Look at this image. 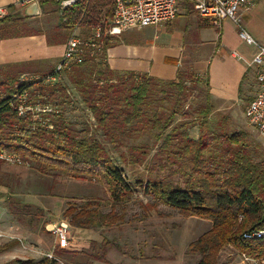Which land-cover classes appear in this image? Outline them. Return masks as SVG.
Here are the masks:
<instances>
[{
	"label": "trees",
	"instance_id": "trees-1",
	"mask_svg": "<svg viewBox=\"0 0 264 264\" xmlns=\"http://www.w3.org/2000/svg\"><path fill=\"white\" fill-rule=\"evenodd\" d=\"M6 8L9 14L0 19V39L4 37L1 31L7 29L4 27L20 19L19 14H13V5ZM113 9L114 0H82L61 11L62 26L71 31L80 23L87 32L90 27H100L103 32L112 19ZM112 41L103 35L95 58L87 56L82 64L71 65L58 75L48 76L49 79L66 78L102 132L103 139L114 146H118L119 139L141 140L143 137L150 139L152 146L160 143L152 158L158 162L157 167H151L145 179L135 180L139 192L149 199L141 209L148 214L158 207H166L184 217L210 222L208 231L187 247V255L198 257L196 264H229L219 263L220 254L229 248L264 264V238H243L245 233L264 231V155L253 161L243 152L246 139L243 132L208 134L207 119L214 108L205 80L189 73H179L175 81L164 82L146 75L113 72L105 63ZM62 78L47 83L49 80L45 77L35 83L17 84L19 78L0 75V152L21 158L41 174L52 171L73 180L101 185L110 204L109 211L104 213L97 202L87 200L79 206L69 204L62 216L73 229H110L123 220L122 214L114 208L129 202L135 191L102 143L65 121L62 109L71 102ZM193 81L206 89L205 107L200 110L199 134L195 140L185 128L187 123L182 124L184 126L175 123L190 93L186 83ZM27 91L26 108H50L49 112L35 113L37 119L31 110L19 115L20 98H24ZM50 125L52 128L48 129ZM220 142L226 146L216 155V150L222 146ZM138 149L141 159H145L146 146ZM135 157L134 154L129 157L131 167L140 163ZM122 160L125 162L124 157ZM166 168H169L168 175L160 178L158 172ZM177 176L183 179L182 186L172 180ZM2 184L0 178V186ZM112 245L114 241L103 239L99 252L95 253L92 247L90 252L71 255L103 261L106 249ZM53 253L55 256L68 254L58 247ZM48 263L47 259H27L6 264Z\"/></svg>",
	"mask_w": 264,
	"mask_h": 264
},
{
	"label": "rangeland",
	"instance_id": "rangeland-1",
	"mask_svg": "<svg viewBox=\"0 0 264 264\" xmlns=\"http://www.w3.org/2000/svg\"><path fill=\"white\" fill-rule=\"evenodd\" d=\"M20 1L17 0L16 2ZM35 3L39 9V14L34 17L35 20L32 23L23 25L21 21L25 20V18L20 15V19L13 21L8 27L5 26L4 28L7 29L4 32L1 31V34L7 37H27L29 35L36 37L35 48L33 49L35 50V57L31 61L33 62L31 64L33 65L31 72H25L26 75L21 78L19 77L20 73L16 69L11 71L0 69V75L4 77L19 78L17 84L22 82L31 84L39 79L48 77L49 72H45V70L53 68L56 59L54 54L57 56L61 47H65L70 34V31L62 26L61 9L55 0H36ZM259 3L260 7L258 6L252 11L253 19L250 24L254 29L264 34V4L261 6V1ZM252 5H254L253 2ZM180 6L183 8L192 5L183 2L180 3ZM129 30H127L129 33H139L137 29ZM145 30L147 29H143V31ZM87 34V29L80 26L78 35L82 38L87 36ZM236 35L238 41L233 38L234 46L232 51H235L237 55L236 60L245 62V66L247 67L245 77L241 82L237 94L233 98H230L229 102L211 103L214 109L207 119L206 127L210 136L231 135L238 132L245 133L246 139L243 143V152L246 151L253 161H258L264 155V141L257 135L255 129L248 124L245 118V109L257 92L255 68L251 66L254 48L247 46L239 39L238 34ZM253 39L256 42L264 43L259 38ZM238 46L240 47L237 50ZM43 51L49 55L43 57L41 55ZM51 53L52 55H50ZM28 67L29 65L25 66V68ZM46 82L48 83L50 80H46ZM61 83L65 85L66 94L71 102L62 109L65 121L73 124L74 126L72 127L76 130L84 131V134H88L100 141L112 162L122 170L123 176L131 185V189L135 191L129 202L114 208L123 217L122 222L115 225L116 229L108 231L95 229L91 230L92 233H87L89 234L87 235L84 232L78 233L76 229L70 228L71 238L79 242L90 236L92 242L96 241L98 243L104 236L108 238L117 237L120 240V244H125L128 247V252L132 253V249L143 248L150 243H159L155 235L161 234L163 237L161 250H163V253H167L166 256L183 257V259L192 258V263H196L198 257L187 255V250L185 249L186 243L187 241L188 244L191 243L208 231L207 226L209 222L205 221V223H201L199 227L195 228V225L192 223L193 221L186 220L188 217H184L175 210L163 207L158 211L160 212V216H158L156 213L144 215L141 209L142 205L146 206L149 203V199L143 197L139 192L135 180L139 177L145 179L148 170L151 167H157L158 162L152 158L160 143L152 146V141L143 137L141 140L125 139L121 141L119 139L118 146H114L108 139H103L102 132L97 128L89 111H87L80 101L78 94L68 84L66 78L64 79V76L61 79ZM186 86L190 93L176 117L175 123L178 126L187 123L188 126H185V128L187 127L186 129L190 138L196 139L199 134L197 122L199 121V117H201L200 110L205 107L206 89L203 84L197 81H193L192 83L187 82ZM166 88L168 89L167 86ZM24 93L25 97L20 98V103L23 107H25V102L27 101L28 91ZM36 108L38 110H35V113L43 112V110H45L44 112H49L50 109ZM57 110L58 108L56 107L53 109L55 112ZM24 112H26V109ZM35 119L37 118L35 117ZM47 127L48 129L52 128L51 125ZM220 145L222 146L216 150V155H220L221 148H225L226 146L222 142H220ZM140 146H146L145 152L147 156L145 159H141L138 149ZM132 154H134V157L138 156L135 158H137V162H140L135 167H131L130 164L129 157ZM122 157L125 158V162H123ZM19 159L22 163L16 165L0 161V178L3 182L0 186V202L2 205L0 231L4 234V237L0 238V264H6L13 260L29 259L40 261L44 254H53L52 249L56 250L57 247H55L54 239L47 228H49V225L57 224L64 219L62 214L69 204L79 206L87 200H94L98 203L102 212L105 213L111 209L107 195L103 187L98 183L73 180L69 176L52 171H48L47 174H41L34 171L29 163L23 161L21 158ZM161 163L165 165L166 162L161 160ZM168 170L169 168H166L164 171L158 172L159 177L165 178L168 175ZM172 180L182 186L183 179L179 176L174 177ZM192 228L194 229L192 230ZM126 246L124 247L127 248ZM182 246L184 248L183 251H185L183 256L180 254ZM145 248L148 249V247ZM177 250L179 254L175 255L174 251ZM157 253H160L159 250L157 252L154 250L153 252H149L152 255H156ZM56 258L58 260L56 264H92V261H89L85 256L83 258L82 256L61 254L57 255ZM251 261L252 263H247L231 248L223 251L219 257V263L254 264L256 262Z\"/></svg>",
	"mask_w": 264,
	"mask_h": 264
},
{
	"label": "crops",
	"instance_id": "crops-1",
	"mask_svg": "<svg viewBox=\"0 0 264 264\" xmlns=\"http://www.w3.org/2000/svg\"><path fill=\"white\" fill-rule=\"evenodd\" d=\"M16 1L0 0V7L13 5ZM251 1L254 3L253 7L249 11H241L240 18L244 29L252 38H259L264 41V34L254 29L250 24L253 19V9L260 7V1L262 6L264 0ZM26 7L13 6V14L25 17L23 13ZM34 17H26L21 23L28 25L35 20ZM209 24H211L210 20L198 16L192 6L183 8L180 6L174 20L165 26L146 27L143 29L147 30L143 31L141 29L139 33H129V30L114 38L111 47L106 51L105 63L110 70L119 74L146 75L164 82L175 81L179 73L194 74L201 77L208 84V92L212 103H227L230 98L237 94L247 67L244 61L236 60L237 55L235 51H232L233 38L238 41L237 29L234 24L229 20H223L218 27ZM35 38L30 35L27 37H2L0 39V69L8 71L16 69L21 78L26 75L25 72H31L33 70V65H31L33 62L31 61L35 57V50H33L35 48ZM257 43L264 45L262 42L257 41ZM239 47H237V50ZM63 51L64 47H61L57 56L54 54L56 59L53 68L45 70V72H49L48 76L54 74ZM41 55L46 57L49 54L43 51ZM28 65L29 67L25 68ZM60 78L61 76L50 80V82H55ZM162 208L158 207L156 211L150 213H156L160 216L158 211ZM186 220L193 221L195 228L199 227L201 223H205V220L200 221V219L193 217H188ZM210 226L211 223L209 222L207 228L209 229ZM115 227L98 230L108 231L116 229ZM76 230L78 233H92L91 230ZM155 236L159 243H150L145 246L148 249L145 247L132 249V253L128 252V247L125 244H120L117 237L108 238L105 236L98 243L96 241L92 242L90 236L79 242L72 238L71 249L65 251L68 252V255L72 253L79 254L90 252L94 247L95 253H97L100 251L102 240L106 239L107 241H114L115 245L106 249L103 261H92V264H196L192 263V258L183 259V257L166 256L167 253H163V250H161L163 237L161 234ZM189 244L187 241L186 250ZM183 249L182 246L180 248L182 256L185 252ZM153 250L156 252L159 250L160 253L156 255L149 254ZM52 252H54V249H52ZM174 252L175 255L179 254L178 250ZM176 252L178 253L176 254Z\"/></svg>",
	"mask_w": 264,
	"mask_h": 264
},
{
	"label": "built area",
	"instance_id": "built-area-1",
	"mask_svg": "<svg viewBox=\"0 0 264 264\" xmlns=\"http://www.w3.org/2000/svg\"><path fill=\"white\" fill-rule=\"evenodd\" d=\"M36 0H21L13 6L26 7L34 3ZM47 1V0H46ZM61 11L65 10L77 2L82 0H55ZM189 3L193 10L201 18L210 20L213 26L218 27L223 20L231 21L237 29L238 37L247 46L253 47V57L251 66L255 68V81L257 84L256 95L248 103L245 109V118L250 126H252L257 135L264 141V45L258 44L244 29L240 14L241 11H249L252 8L251 0H114V9L112 19L109 25L102 32L100 27H90L86 38L78 35L80 23H78L71 31L64 47L62 58L60 59L55 71L58 75L71 65L82 64L85 58H95L100 51V43L103 35L109 36L111 39L117 38L123 32L129 29L140 30L147 26H162L168 24L176 17L180 3ZM9 14L6 7H0V19ZM48 80H54V78ZM31 110L34 118H37L35 110L38 108H26L20 105L18 114L22 115L24 111ZM45 110H43L44 112ZM0 161L10 165L21 164V160L6 152H0ZM2 214V205L0 202V216ZM47 230L54 239L55 247L60 250H70L72 247L71 231L69 223L66 219L61 220L57 224L49 225ZM4 234L0 231V238ZM244 239H262L264 231L257 230L245 233ZM247 263L262 264V261L254 260L245 255H240ZM42 259H47L48 264H56L57 258L52 253H46Z\"/></svg>",
	"mask_w": 264,
	"mask_h": 264
},
{
	"label": "water",
	"instance_id": "water-1",
	"mask_svg": "<svg viewBox=\"0 0 264 264\" xmlns=\"http://www.w3.org/2000/svg\"><path fill=\"white\" fill-rule=\"evenodd\" d=\"M37 14H38V9L35 2L27 6L23 13L25 17H34Z\"/></svg>",
	"mask_w": 264,
	"mask_h": 264
}]
</instances>
